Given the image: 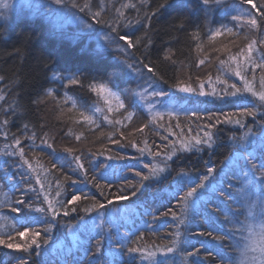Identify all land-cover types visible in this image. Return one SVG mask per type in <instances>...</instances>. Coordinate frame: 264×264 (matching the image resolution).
<instances>
[{"label": "snow or ice", "instance_id": "snow-or-ice-1", "mask_svg": "<svg viewBox=\"0 0 264 264\" xmlns=\"http://www.w3.org/2000/svg\"><path fill=\"white\" fill-rule=\"evenodd\" d=\"M35 7L37 14L48 20L50 31L54 33L63 35L68 24L79 25L80 33L99 29L103 35L98 37L100 42L92 54L100 56L103 51L111 49L118 54L114 57L117 63L103 77H98L79 69L61 72L51 61L45 67L51 72L50 83L58 87L42 88L31 104L18 98L6 108L0 105V116L3 117L0 118V137L11 141L0 148V157H4L0 160V221L5 222L0 224V253H3L0 264H8V260L14 264H51L48 259L52 253L50 242L55 243L53 232L56 229L65 230L66 242L58 248L65 258L63 264H176L174 257L177 255L179 264H210L211 257L223 255L224 247L222 243L213 244L209 240H197L199 247L191 245V227L199 215L205 216L212 231H199L195 236L211 237L216 242L228 237L214 236L213 233L223 231L228 224L235 229L232 216L238 219L243 215L244 223L237 230L246 231L249 235L248 242L238 248L240 255L236 264H264V215L260 217L258 230L252 221L257 210L264 214V0L260 3L256 0H233L227 5L225 0H162L154 12L146 14L144 19L150 22L151 16L160 10L174 7L179 12L174 17V26L184 30L185 25L191 22L189 17L193 9L201 8L204 12L202 25H197L192 35L199 41L200 28L203 27V35L215 54L216 74L208 72L203 77L188 74L186 79L174 75L173 83L164 79L153 62H144L149 59L147 50L152 40L147 31L143 37L136 36V32L150 24L127 19L121 11L123 8H135L134 4L114 6L116 17L111 22L104 19L99 0H42ZM93 8L101 10L93 11ZM220 8H224L228 23L211 27L210 17ZM217 38H227L228 43L216 47ZM237 39L246 43L237 46ZM230 44L237 47L235 52ZM140 47L145 49V56L133 57L130 50ZM197 48L203 51L200 43H197ZM206 62L211 64L213 57L206 54L192 66L199 69ZM172 63L175 65L176 62ZM127 77L136 79V88L114 91L118 88L117 80ZM232 77L238 80H232ZM4 79L5 76L0 75V81ZM65 81L68 85L86 86L92 93L103 97L106 109L93 105L88 107L91 115L85 111H80L79 115L85 124L100 128L96 114H102V120L114 129L110 133L100 132L98 139L103 138L107 144L101 142V147L95 150L91 147H62L58 150L54 143L49 142L52 138L48 133L42 131L43 124L32 123L31 120L25 122L32 109L41 102V97L57 99L56 94ZM85 81H88L87 85ZM62 95V103L71 102L69 111L77 109L72 96ZM122 96L128 99V107ZM112 99L116 101L115 108ZM4 100V90H0V101ZM217 104L237 110L213 111L209 107ZM119 109L126 113H121L123 119H111L103 114ZM137 110L150 119L126 135L121 129L128 128ZM181 114L189 121L186 130L179 125ZM165 115L169 120L175 118L177 121L179 132L171 126L168 128L174 139L163 136L164 143L156 146L155 150L147 138L142 141L143 146L129 139L134 133L143 134L145 129L163 128L161 121ZM11 117L21 122L18 132L27 142L25 146H22L21 135L9 131ZM220 125H236L243 131L234 132L228 138L230 151L221 161L219 171L215 164L207 166L208 162H205V174L194 179L195 170L190 172L173 167L186 154L205 151L211 154L221 146L220 133L214 131ZM66 135L73 136L76 141L82 139V135L73 133L71 128ZM25 147L30 150L31 159ZM129 148L136 149L138 166L120 163L130 159L127 155ZM44 149L50 150V167L36 156L37 150L43 154ZM146 159L147 163L144 162ZM128 173L134 174L135 182L128 179ZM164 181H170L169 187L175 184L178 188L169 197L170 201H176L178 210L163 205L166 210L160 212L156 207L154 212L153 205L148 200L141 201L137 194L142 195L148 185H160ZM234 186L237 191L233 198L240 209L236 213L226 209L222 199L224 193ZM5 187L12 193L19 191L20 196H10L4 191ZM150 199L154 203L157 200L162 203L160 192ZM126 201L133 205L131 212L127 205L121 207V202ZM212 204L219 206L212 209L209 207ZM224 209L228 215L222 211ZM156 212L160 214L156 215ZM92 213L95 215H90ZM73 214L75 223L68 222L65 218ZM129 215L133 217L130 224L134 230H129V221L126 220ZM221 216H224L223 220ZM135 217L143 221L145 228L155 225L153 234L171 225V231L166 233L170 237L168 243L152 247L143 243L144 234L137 227L139 221ZM144 217H150V222ZM121 228L125 229L124 233L120 232ZM188 247L193 250L188 251ZM201 250L204 255H201Z\"/></svg>", "mask_w": 264, "mask_h": 264}, {"label": "trees", "instance_id": "trees-1", "mask_svg": "<svg viewBox=\"0 0 264 264\" xmlns=\"http://www.w3.org/2000/svg\"><path fill=\"white\" fill-rule=\"evenodd\" d=\"M12 2L13 5L23 6V0H19V3H14V1ZM81 2H83V0H81ZM99 2L103 9L102 15L104 19H108L110 22L111 19L116 17L115 8H119L121 4H134L136 6L135 8H123L121 11L127 19L140 20L145 25L150 24V26L140 28V30L136 32V36L143 37L145 31H147L148 36L152 40V45L147 50L149 59L144 62H153V65L169 83L174 82V75H178L180 79H186L188 74H191L193 77H203L207 75L208 72H212L213 75L216 74V62L214 60L215 54L212 53L210 43L203 35V27L200 28L201 38L199 41H197L192 35L196 30V26L202 25L203 23L204 12L201 8L193 9L191 16L189 17L191 22L185 25L184 30H179L174 26L176 23L174 21V17L179 14L178 10L174 7L160 10L155 15L151 16L150 22L144 19L146 14H150L155 11L157 5L161 3L162 0H99ZM232 2L233 0H225V5ZM256 2L260 3L261 0H256ZM95 10L101 9L93 8V11ZM6 11L9 10L6 9ZM24 13L25 14L20 16V20H14L15 22L12 21L11 23H8L0 18V75L5 76V79L0 81V90H4L5 94V100L0 101V105H3L5 108L8 107L9 104L14 103L18 98H22L23 102L26 104H31L32 100L36 98L37 93H39L42 88H55L53 83H50L51 72H49L45 67V65L51 61L55 62L56 69L61 72H75L79 69L84 73L93 74L98 77H103V74L106 71L111 70L113 65L117 63L114 57L118 54L113 52L111 49L103 51L100 56L93 55L92 50L96 47L87 44L85 37L68 41L67 38L72 37L70 34V30L72 29L71 27H66L64 34L60 35L50 31V24L45 16L38 14L31 15L30 13H32V9H29ZM225 17L226 13L224 8L217 9L210 17V20L212 21L210 26L216 27L219 26L220 23H228V19ZM120 22H123V18H121ZM93 32L94 34L96 32L103 34L99 29ZM121 34H124V32H121ZM197 43L202 45L203 51L198 50ZM221 43H228V39L217 38L215 46L220 47ZM244 43L246 42L243 39L236 40L237 46H243ZM85 46H87L86 50L81 51V49ZM229 46L232 47L233 52L237 50V47H234L231 44ZM130 53L135 58H143L146 51L143 47H140L138 49L130 50ZM206 54L209 57H213V62L211 64L206 62V64L200 66L199 69L192 66L195 63H198L199 59L204 58ZM166 57H170V59H165ZM173 61L176 62L175 65H173ZM258 73L259 70H257V74ZM231 79L238 80L236 77H232ZM84 84L87 85L88 81H85ZM117 85L118 88L114 89V91L129 88L135 89L136 79L134 77L122 78L117 80ZM66 88L69 93L68 95L72 96L76 101L77 109L69 111L71 108V102L66 104L62 103L61 101L63 100V97L57 93V99L41 97V102L32 109L29 113V117L25 119V122H29V120H31L32 123L43 124L44 127L42 131L48 133L49 137L52 138L49 142L54 143L58 150L62 147H91L95 150L101 147V142L107 144V141L103 140V138L98 139V137H100V132L103 131L104 133H110L114 129L106 125V123L102 120V114H96L98 123L101 125L100 128H96L95 125L85 124L79 115L80 111H85L87 114L91 115L92 113L88 111V107L93 105L106 109L107 105L104 103L103 97L98 96L96 93H92L86 86L81 87L80 85H68ZM121 98L124 99V103L126 107H128V99L123 96ZM137 102L139 103V101ZM81 105H84V107L82 108ZM113 107L115 108V106ZM209 107L213 111H220L222 109L224 112H230L237 110L235 107L224 106L222 104L209 105ZM121 113H124L123 109H119L112 113L105 112L103 114L108 115L111 119H123V115H121ZM124 114L126 115V113ZM37 116L39 119H37ZM0 118L3 117L0 116ZM149 119L150 116L137 110V115L130 122L128 128L121 130L125 131V134L128 135L129 132H132L133 129L142 126V124L146 123ZM248 119L251 120V118ZM11 120L12 124L10 125L9 131L11 133L21 135L18 132V128L21 123L20 120L15 117H11ZM32 123L29 124L30 127L32 126ZM125 123L127 124L128 122L125 121ZM161 123L164 125L163 128H157L152 131L145 129L143 134L134 133L129 136V139L136 140L137 143L143 146L142 141L147 138L149 145H151L155 150L156 146L164 143L162 139L163 136L168 135L170 139H174L168 131L169 126L179 132V128L176 127L177 121L175 118H171V120H169V118L165 115ZM179 125L180 128H184L185 130L189 126V121L185 119L183 114L180 115ZM193 127H195V125H193ZM69 128H71L73 133L82 135L81 141H76L73 136L66 135ZM214 131H218L220 133V141L222 142L221 146L215 148L211 154L207 151L200 154H186L184 158L178 164H174L173 167L184 168L190 172L195 170L194 179L197 176L205 174V162H208L207 166L215 164L217 166V170L219 171L221 161L230 151V141L228 138L233 135L234 132H242L243 130L239 129V126L236 125H220ZM39 134L40 130H38V136ZM28 135H31V133L29 132ZM21 139L22 146H25L27 142L23 140L22 135ZM10 142V140L0 137V148ZM37 143H39V140H37ZM109 146L115 148V146ZM25 152L31 159V152L27 147H25ZM127 155L130 159L120 163H126L129 166H138L136 159L138 154L136 149H127ZM36 156L41 159V162L46 167H50L48 163L50 150L44 149L43 154L40 150H37ZM3 159L4 157H0V160ZM148 159L151 158L149 157ZM144 162L147 163L148 160L146 159ZM173 175H175V173H173ZM73 178L75 179L76 177ZM128 179L135 182L136 178L134 174L128 173ZM169 184L170 181H164L160 185H148L143 190V194L141 195L138 193L137 196L141 201L148 200L149 203L153 205L152 210L154 212L156 207H159L160 212L166 210L163 205H167L178 210L176 201L169 200V197H171L174 192L178 191V188L175 184H172V186L169 187ZM90 187L91 186L89 185V188ZM4 191L14 198L20 196L19 191L12 193L7 187H5ZM236 191L237 189L234 186L233 189H229L225 192L222 197L226 204V209H231L233 213L240 210L239 205L235 203L233 198V193ZM158 192L162 195V203L160 200H157L154 203L150 199L151 196ZM99 199L100 197L97 196V200ZM136 199L137 198H133V200ZM125 205H127L129 212H131L133 205L127 201L121 202L122 208ZM218 206L219 205L217 204L209 205L212 209H215ZM226 209L222 211L225 212V215H228ZM258 211L259 210H257V212ZM160 212H156L155 214L159 215ZM90 215L94 216L95 213ZM74 216L75 214L65 219L68 222L75 223ZM257 217L258 216L252 218L253 223L259 219ZM132 219L133 217L131 215L126 217V220L129 221V230H134L131 228L130 224ZM135 219L139 221L137 227H139L144 234L143 243L149 247H152L155 244L168 243L170 237H168L166 233L171 231V225H169L168 228L160 229L153 234L152 229L156 227L155 225L151 226V228H145L143 221L139 220V217H135ZM220 219L223 220L224 216H221ZM144 220H148L150 222L151 218L144 217ZM232 220L235 222L236 228L234 229L232 224H228L225 225L223 231L214 232V236L218 234L228 237V239L222 242H216L212 240L211 237L195 236V233L199 231H212V228L208 227V220L204 215H199L194 219L191 227V235L189 237L191 245L199 247L197 240H209L213 244H223V255H214L211 257L210 264H236L240 255L238 248L248 242L247 237L249 233L237 230L241 227V225H243L244 216L240 215L238 219L236 216H232ZM63 222L64 221H62V223ZM4 223L5 222L0 221V224ZM120 232L124 233L125 229L121 228ZM64 233V229H56L53 232V236L56 239L55 243L50 242L52 253L48 257L51 264H63L65 258L59 253L58 248L61 243L66 242L64 240ZM238 241L240 242L239 244L237 243ZM187 250L191 251L193 249L192 247H188ZM7 251L11 252L12 250ZM2 255L3 253H0V256ZM201 255H204L203 250H201ZM5 259H7V257H5ZM174 259L176 264H179V255L175 256ZM8 264H14V261L8 260Z\"/></svg>", "mask_w": 264, "mask_h": 264}, {"label": "bare ground", "instance_id": "bare-ground-1", "mask_svg": "<svg viewBox=\"0 0 264 264\" xmlns=\"http://www.w3.org/2000/svg\"><path fill=\"white\" fill-rule=\"evenodd\" d=\"M25 5L28 6V4H24L23 6H25ZM29 9H32V13H30L31 15L37 14L36 11H35V7H30V8H25L21 12V14H19V15L13 13L12 11H4V12H1L0 11V18L2 20H4V21L8 22V23H11L14 20L15 21L20 20L21 19L20 16H22L23 14H25L24 12H27V10H29ZM7 10H9V7H7ZM78 27L79 26L72 27V29L70 30L71 31L70 34H71L72 37H68L67 40L68 41H72L74 39L77 40V38L85 37V40L87 41V44H89L90 46L96 47L97 44H98L97 43L98 39L95 40V38H97L98 36H101L103 34L97 33V32L95 34H94V32H90V33H80L79 30H78L79 29ZM64 73H67V72H64ZM53 85H54L55 88L58 87V85H56V84H53ZM66 87H68V84L65 81L64 84H63V86L60 87V92H58V94H60V96H63L62 94H64V93L67 94V95L69 94Z\"/></svg>", "mask_w": 264, "mask_h": 264}, {"label": "rangeland", "instance_id": "rangeland-1", "mask_svg": "<svg viewBox=\"0 0 264 264\" xmlns=\"http://www.w3.org/2000/svg\"><path fill=\"white\" fill-rule=\"evenodd\" d=\"M12 1H14V3H16V2H18L19 3V0H0V11L1 12H4V11H6V9H7V7H9V11H12L13 13H15V14H17V15H19V14H21V12L25 9V8H30V7H35L37 4H39V3H42V0H23V5L24 4H28V6L27 5H25V6H23V7H21V6H17V5H13L12 3ZM11 4V5H10ZM30 6V7H29ZM35 11H36V7H35ZM77 27V26H79V25H77V24H68V25H66V27ZM79 28V27H78ZM79 30V29H78ZM99 37V36H98ZM98 37L97 38H95V40H97L98 39ZM100 41H99V39H98V41H97V43H99ZM65 94V93H64ZM63 97V96H62ZM112 105L113 106H115L116 105V101H115V99H112ZM261 215H264V214H261V213H259V211L257 212V218H259L254 224L257 226V230H258V225H259V223H260V217H261Z\"/></svg>", "mask_w": 264, "mask_h": 264}]
</instances>
